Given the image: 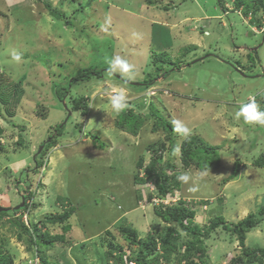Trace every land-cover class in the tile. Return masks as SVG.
<instances>
[{"label": "rangeland", "instance_id": "1", "mask_svg": "<svg viewBox=\"0 0 264 264\" xmlns=\"http://www.w3.org/2000/svg\"><path fill=\"white\" fill-rule=\"evenodd\" d=\"M247 1L245 15L234 0H0V205L24 198L31 211L24 221H42V231L63 236L37 264H135L127 255L137 245L119 234V224L143 239L175 225L157 211L180 201L195 209L200 226L218 214L228 222L262 217L264 166L255 160L264 159V134L253 130L264 120L254 100L264 91V0ZM88 66L141 85L104 72L59 99L57 85L67 87ZM129 109L143 118L135 135L117 126ZM58 123L63 133L56 136ZM191 136L219 146L217 168L182 166L179 146ZM153 159L178 176L173 193L158 194L146 178ZM236 161L238 173L226 179ZM69 207L65 222L46 220ZM14 211L0 216V239L14 264H33L34 250L11 222ZM204 240L212 264H231L242 252L221 227ZM244 246L264 247V220Z\"/></svg>", "mask_w": 264, "mask_h": 264}, {"label": "trees", "instance_id": "2", "mask_svg": "<svg viewBox=\"0 0 264 264\" xmlns=\"http://www.w3.org/2000/svg\"><path fill=\"white\" fill-rule=\"evenodd\" d=\"M234 3L237 7H244L243 13L245 15L250 13L252 5L247 0H234ZM48 8L50 7L48 6ZM52 14H54V12H52ZM206 55L208 54H204V56ZM211 55L221 60L220 56L214 54ZM256 57L257 55H255V58ZM190 63L191 62L188 64ZM172 65H174L175 70L180 67L178 64ZM159 68L160 67H157L158 71ZM168 70H163V77L167 76L169 73ZM237 71L239 72V70ZM104 72L111 74L119 81H122L126 84L130 83L131 85H136L137 89H139L138 87L141 85V83L137 82L132 83L131 80L121 76L119 73H116L110 68H97L88 66L70 78L67 81V87L64 85H57V94L59 99H63L64 94H66V92L69 90L68 87L72 86V84L75 82L88 80L92 77L99 78ZM239 73L241 74V72ZM150 80H153V78ZM3 84L4 82H1L0 87H2ZM144 84L145 88H147L148 82L145 81ZM254 100L258 111L264 114V91L255 96ZM82 102H84L82 97L73 100V108H79ZM82 105L84 108H86L85 103ZM142 120L143 118L139 114H135L131 109H129L128 111L119 115L117 126L123 131L135 135L140 128ZM161 126H164V129L168 128L169 130L172 128L169 124L168 126H165L162 123ZM259 127H261L262 130H260ZM54 128V134L56 136L62 135V124L60 125V123H58ZM263 129L264 120L262 124H257L253 131L255 133L258 132L257 134L259 135L264 134ZM2 131L3 129L0 127V133ZM51 136H48L46 141L50 139ZM44 142L45 141H43V143ZM254 143L255 140L252 141V144ZM160 147L163 149L164 144H161ZM179 148V158L181 160L182 166L185 168L193 167L198 170H209L217 168L220 165V154L218 151L219 146L210 145L200 137L191 136L187 139H184L180 143ZM142 164L143 158H139L137 165L141 167ZM255 165L264 166V159L262 155L255 160ZM238 170L239 161H236L233 167V173H231L226 179L233 178L238 173ZM144 173L146 178L153 177L154 185L160 194L164 195L166 193H173L174 189L179 187L178 176L175 175L172 177V175L170 176L165 173V169H158V167H156L155 159L151 160L145 166ZM22 201L24 203L22 207L13 209L15 210L14 214L16 213L18 215H16V218H13L11 222L14 223L18 229H20L17 231V237L21 239L22 236H25L29 249L32 251L34 250L35 255L39 256V253H45L46 250L51 248L53 240L62 239L63 236L57 234L50 235L48 231H42V228L40 227V225H43L42 221H40L39 224H32L29 221H24V210H27V212L31 211H29L30 205L26 204L24 198ZM4 207H8L7 210H10L9 206ZM159 207L160 208L158 209L157 214H159L162 220L167 223H174L178 228L174 227L175 225H165V227L156 233L157 235L155 233H148L145 238L139 239L137 238V231L135 228L129 224H119L117 227L119 234L129 242L130 246L137 245L136 255L133 257L127 255V260H134L135 264H212L206 251L204 239L208 237L212 230L221 227L229 233L234 234L242 247V252L231 260L233 264L234 262L236 264H264V247L244 246L246 233L250 231V229L257 226L260 221L264 220V207H262L259 212L262 217H258L255 213H249L244 218L237 220L236 222H228L225 220L223 215L218 214L210 218L209 222L207 224H203L202 226L194 223L193 221L195 209L188 207L182 201H180V203L177 205H161ZM6 211H0V216L6 214ZM73 212L74 208L69 207L68 209H64V211L58 215L47 217L46 220L52 223L65 222V220L68 219L73 214ZM63 229H70V225L65 224ZM177 229L184 231L186 235L185 239L182 238V234ZM3 243V240L0 239V264H14L10 254L5 252ZM39 261H44V259L39 256ZM33 264L37 263L34 262Z\"/></svg>", "mask_w": 264, "mask_h": 264}, {"label": "water", "instance_id": "3", "mask_svg": "<svg viewBox=\"0 0 264 264\" xmlns=\"http://www.w3.org/2000/svg\"><path fill=\"white\" fill-rule=\"evenodd\" d=\"M65 104V103H64ZM41 148V147H40ZM40 148H39V150H40ZM23 201L20 203V204H18V205H15L14 207H12V208H10L11 210H13V209H18V208H20V207H22L23 206ZM7 210V208L6 207H3V206H1L0 205V211H6Z\"/></svg>", "mask_w": 264, "mask_h": 264}, {"label": "clouds", "instance_id": "4", "mask_svg": "<svg viewBox=\"0 0 264 264\" xmlns=\"http://www.w3.org/2000/svg\"><path fill=\"white\" fill-rule=\"evenodd\" d=\"M156 188V187H155ZM157 190V189H156ZM157 193H158V191H157ZM158 194H160V193H158ZM161 195V194H160ZM36 256V258H35V263H37L38 261H39V256H37V255H35Z\"/></svg>", "mask_w": 264, "mask_h": 264}, {"label": "built area", "instance_id": "5", "mask_svg": "<svg viewBox=\"0 0 264 264\" xmlns=\"http://www.w3.org/2000/svg\"><path fill=\"white\" fill-rule=\"evenodd\" d=\"M164 204V203H163Z\"/></svg>", "mask_w": 264, "mask_h": 264}]
</instances>
